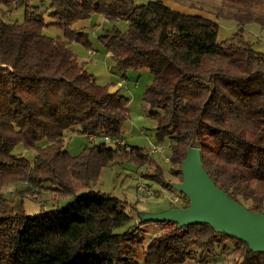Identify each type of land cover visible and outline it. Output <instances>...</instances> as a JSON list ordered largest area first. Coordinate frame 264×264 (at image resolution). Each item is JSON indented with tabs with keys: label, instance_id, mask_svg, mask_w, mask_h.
Returning <instances> with one entry per match:
<instances>
[{
	"label": "trees",
	"instance_id": "trees-1",
	"mask_svg": "<svg viewBox=\"0 0 264 264\" xmlns=\"http://www.w3.org/2000/svg\"><path fill=\"white\" fill-rule=\"evenodd\" d=\"M220 1L217 17L238 25L222 42L212 20L161 0L141 7L135 0H0V264H208L218 251L236 255L235 264H264V252L209 224L134 222L125 200L95 190L75 194L109 163H152L144 148L127 151L102 140H122L130 100L99 85L69 47L91 46L77 24L98 14L128 24L126 31L114 24L98 37L122 77L142 69L153 77L143 102L157 123L156 140L172 143L173 174L182 179L181 164L197 143L215 185L264 214L257 189L264 185V54L244 37L247 24L264 29V0ZM20 9L22 21L5 19ZM47 28L63 37L46 35ZM75 132L100 141L71 156L65 135ZM20 145L35 153L33 162L14 153ZM142 176L174 189L159 167ZM18 182L50 184L73 199L18 215L1 191ZM180 194L186 201L179 208L189 207ZM148 223L161 233L145 244Z\"/></svg>",
	"mask_w": 264,
	"mask_h": 264
},
{
	"label": "rangeland",
	"instance_id": "rangeland-1",
	"mask_svg": "<svg viewBox=\"0 0 264 264\" xmlns=\"http://www.w3.org/2000/svg\"><path fill=\"white\" fill-rule=\"evenodd\" d=\"M166 1L176 6L179 5L178 7L187 12V14H199L216 23L218 25L219 42L230 39L238 30V25L235 21L217 17L216 10L221 6L220 0ZM144 2L148 1L135 0L137 7H141ZM23 18L24 10L22 9L5 17L7 20L19 21H22ZM105 21L107 20L98 14L93 15L86 21L85 25L87 27H85V31L89 33L91 46L86 47L80 43H72L69 47L76 54L80 64L83 65L88 73L93 75L99 85L108 86L111 91L119 90L122 95L129 98L130 101L127 108L129 116L121 129L122 140L127 144V147L146 149L152 158V163L144 166L137 165L134 162L115 161L109 163L101 169L96 182L81 184V186L76 187L75 194L78 195L88 190L110 193L128 202V210L131 212L134 222H138L147 219L149 215L163 213L170 208H179L184 204L185 198L180 194L181 192L174 188L175 185L182 184L183 177L180 179L173 174L171 158L170 161L165 160L166 157H171L172 143L168 138L163 142L156 140L155 129L157 123L148 117L147 114L152 109L143 102V94L147 86L152 82L153 77L146 69L138 71L127 70L124 77H122V73L98 39V35L104 31L102 29L107 27ZM111 24L112 26L115 24L121 31L128 29V24L125 22ZM244 29L246 40L252 43L256 51L264 54V29L257 23L247 24ZM45 34L52 37H63V33L55 28L45 29ZM93 52L96 54L92 55ZM90 138L77 132L66 133L65 149L71 156H78L84 147L93 144L94 141H100L94 140L95 136L91 140ZM150 143L161 145L164 151L153 153L149 148ZM107 144L109 147L113 146L110 142H107ZM194 147L197 148L198 144L195 143ZM14 153L22 155L30 162L34 161L35 153L25 149L22 145L16 147ZM155 167H159L162 170L164 180L171 183L174 188L172 191L142 176L143 174L153 173ZM140 185H145L150 195L139 191L138 187ZM257 189L259 194H264V185H259ZM1 191L5 199L8 200L10 208L18 215H36L42 209L53 210L61 208L73 199V195H59L57 187L54 186L51 189L50 184L39 185L18 182L5 185ZM176 198H179V202H176ZM143 227L145 229V244L152 237L161 233L160 228L156 225L148 223ZM231 249H233V246ZM235 259H237V256L234 254L218 251V255L215 258L208 259V264H235Z\"/></svg>",
	"mask_w": 264,
	"mask_h": 264
},
{
	"label": "water",
	"instance_id": "water-1",
	"mask_svg": "<svg viewBox=\"0 0 264 264\" xmlns=\"http://www.w3.org/2000/svg\"><path fill=\"white\" fill-rule=\"evenodd\" d=\"M180 171L183 182L174 188L188 197L190 206L170 208L145 220L173 221L179 227L209 224L218 232L246 242L253 251L264 252V214L250 211L215 185L203 167L200 149L188 150Z\"/></svg>",
	"mask_w": 264,
	"mask_h": 264
},
{
	"label": "built area",
	"instance_id": "built-area-1",
	"mask_svg": "<svg viewBox=\"0 0 264 264\" xmlns=\"http://www.w3.org/2000/svg\"><path fill=\"white\" fill-rule=\"evenodd\" d=\"M95 54H96L95 52L92 53V55H95ZM89 137L94 138V135H90V136H88V138ZM91 138H90V140H91ZM94 140H98L96 136H95ZM102 140L104 142H106V143L110 142L111 144H117V145H120V146H125L126 150H130V148L126 146V143L123 140H120V139L111 140L108 137H105ZM149 148L152 150L153 153H158V152L164 151V148L161 145H159V144H156V145L154 144L153 145V144L150 143L149 144ZM165 160L166 161H170V157H166ZM138 190L142 191L143 193L145 192L147 195H150V192H149L148 188L145 185H140L138 187ZM176 202H179V198H176Z\"/></svg>",
	"mask_w": 264,
	"mask_h": 264
},
{
	"label": "crops",
	"instance_id": "crops-1",
	"mask_svg": "<svg viewBox=\"0 0 264 264\" xmlns=\"http://www.w3.org/2000/svg\"><path fill=\"white\" fill-rule=\"evenodd\" d=\"M146 1H150V0H146ZM161 1H163L167 6H169L170 8H172V9H174V10H176V11H178V12H180V13H184V14H187V12H185V11H183L181 8H179L178 6H176V5H174L173 3H170L169 1L167 2L166 0H161ZM145 3H147V2H144V4ZM193 15H199V14H193ZM85 23H86V21H84V22H81V23H78L77 24V27H87L86 25H85ZM105 24L107 25V27H105V28H103L102 30H109V29H111L112 28V24L110 23V22H107V21H105ZM101 34H99L98 35V37L100 36ZM124 82V81H123Z\"/></svg>",
	"mask_w": 264,
	"mask_h": 264
}]
</instances>
